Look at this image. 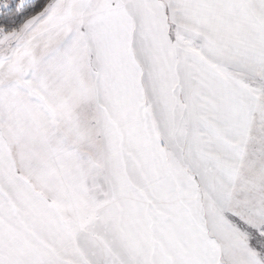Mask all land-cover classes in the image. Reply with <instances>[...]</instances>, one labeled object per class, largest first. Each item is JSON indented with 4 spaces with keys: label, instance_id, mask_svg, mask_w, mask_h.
Wrapping results in <instances>:
<instances>
[{
    "label": "snow or ice",
    "instance_id": "snow-or-ice-1",
    "mask_svg": "<svg viewBox=\"0 0 264 264\" xmlns=\"http://www.w3.org/2000/svg\"><path fill=\"white\" fill-rule=\"evenodd\" d=\"M0 264H264V0H0Z\"/></svg>",
    "mask_w": 264,
    "mask_h": 264
}]
</instances>
